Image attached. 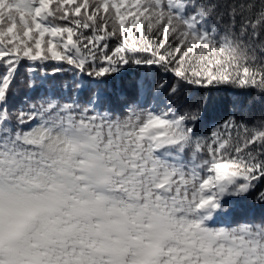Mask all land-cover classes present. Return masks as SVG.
I'll return each instance as SVG.
<instances>
[{
	"label": "snow or ice",
	"instance_id": "6c2138e0",
	"mask_svg": "<svg viewBox=\"0 0 264 264\" xmlns=\"http://www.w3.org/2000/svg\"><path fill=\"white\" fill-rule=\"evenodd\" d=\"M0 264H264V0H0Z\"/></svg>",
	"mask_w": 264,
	"mask_h": 264
},
{
	"label": "clouds",
	"instance_id": "9594fccd",
	"mask_svg": "<svg viewBox=\"0 0 264 264\" xmlns=\"http://www.w3.org/2000/svg\"><path fill=\"white\" fill-rule=\"evenodd\" d=\"M94 147H95V146H94ZM123 171H124V168L121 167V168H120V174H121V175L123 174ZM92 183H93L94 187L97 188V189H99V190H101V192L107 191L108 188L110 187V186H107V185H105V184L99 182V181L96 179L95 176L92 177ZM108 198H109V200H112V201H114V202H115V201H119V200H120V194H119V193H115V192H113V193H111V194L109 195ZM127 211H128V213H129V215L132 216L133 213L136 211V209H135L133 206H128ZM44 223H45V222H38L37 225H36V227H37V228H42V227L44 226Z\"/></svg>",
	"mask_w": 264,
	"mask_h": 264
},
{
	"label": "trees",
	"instance_id": "16d2710c",
	"mask_svg": "<svg viewBox=\"0 0 264 264\" xmlns=\"http://www.w3.org/2000/svg\"><path fill=\"white\" fill-rule=\"evenodd\" d=\"M129 19H131V18H129Z\"/></svg>",
	"mask_w": 264,
	"mask_h": 264
}]
</instances>
